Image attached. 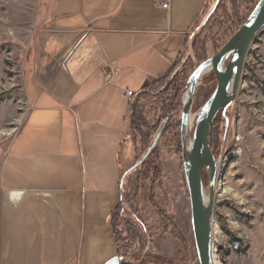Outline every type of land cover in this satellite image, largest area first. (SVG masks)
Listing matches in <instances>:
<instances>
[{
	"label": "crops",
	"instance_id": "obj_1",
	"mask_svg": "<svg viewBox=\"0 0 264 264\" xmlns=\"http://www.w3.org/2000/svg\"><path fill=\"white\" fill-rule=\"evenodd\" d=\"M41 1L38 83L0 161V264H106L137 157L126 92L168 76L212 0Z\"/></svg>",
	"mask_w": 264,
	"mask_h": 264
},
{
	"label": "rangeland",
	"instance_id": "obj_2",
	"mask_svg": "<svg viewBox=\"0 0 264 264\" xmlns=\"http://www.w3.org/2000/svg\"><path fill=\"white\" fill-rule=\"evenodd\" d=\"M217 2L212 0L204 19L189 36L183 56L188 65L180 80L185 77L188 81L201 64L192 49L194 44L204 60H208L254 8L253 2L247 0H236L232 7L230 1H224L221 10L209 20ZM41 3V0H0V161L28 112L30 96L38 83ZM239 22L242 23L236 28ZM177 85H180L178 96L172 99ZM175 87L165 93L159 87L155 96L146 94L138 100L136 97L132 105L145 123L142 129L147 137L142 139L130 125L129 138L137 153L134 165L151 146L163 121L167 120L165 129L169 126L156 145L155 164L130 172L139 177L136 190L125 181L130 173L123 181L124 199L133 203L148 242L145 253H141L142 245L137 241L128 240L121 246H128V258H140L141 264H198L179 134L181 98L187 83L182 85L178 81ZM215 87L212 72L198 81L191 106L194 119L190 138ZM209 146L216 161L214 264L215 260L218 264H264V29L251 47L234 101L216 116ZM202 183L207 196L209 179L205 170ZM119 229H125V224Z\"/></svg>",
	"mask_w": 264,
	"mask_h": 264
},
{
	"label": "water",
	"instance_id": "obj_3",
	"mask_svg": "<svg viewBox=\"0 0 264 264\" xmlns=\"http://www.w3.org/2000/svg\"><path fill=\"white\" fill-rule=\"evenodd\" d=\"M264 29V0H258L253 10L239 29L228 39L211 58L196 67L187 81L188 98L182 104L180 118V144L183 157V173L187 186L191 228L198 264H214L213 259V205L216 186V161L209 146V135L216 116L224 111L235 99L246 59L257 35ZM225 62H227L224 67ZM209 70L213 73L216 87L197 118L192 137H189V118L198 81ZM167 120L163 121L151 146L144 156L129 171L125 172L120 183L123 188L124 177L138 169L160 140ZM190 142V143H189ZM208 179V195L202 183V171ZM122 261L112 259L106 264Z\"/></svg>",
	"mask_w": 264,
	"mask_h": 264
},
{
	"label": "trees",
	"instance_id": "obj_4",
	"mask_svg": "<svg viewBox=\"0 0 264 264\" xmlns=\"http://www.w3.org/2000/svg\"><path fill=\"white\" fill-rule=\"evenodd\" d=\"M224 1H230L231 7L235 6V2L236 0H218L217 2V6L215 8L214 13L212 14V16H210L211 20L215 13H217L219 10H221V4ZM249 3H252V6L254 7L257 2V0H247ZM232 12H234L233 8H232ZM235 18L237 17V14L235 15ZM242 22H239L237 27L238 28L241 25ZM209 24V22H208ZM190 42V38L188 40V43L184 49V51L181 53L180 57L178 58V60L176 61L174 67L172 68L171 72L168 74V76L162 78L159 81H156L154 83H152L151 85H149L146 90L141 91L138 95L136 100H138L142 95H146V94H150L151 96H155V92L157 91V89H159V87L161 88V90L165 89V91H163V93L169 91V89L177 84V82L179 81L180 84H186L187 83V78L183 77V79L180 80V77L183 75V72L185 71L187 65H188V61H185V58L183 57L184 54L187 52V48H188V44ZM197 46V45H196ZM196 46L194 44L193 46V50L194 52H196V58L203 63L204 60V56L202 54V52L197 51ZM180 85H177L175 87V95L173 98H177L178 93H179V88ZM178 90V91H177ZM171 99V100H172ZM133 105V104H132ZM130 125H131V129L133 130L134 133L140 135V137L142 139H146V133L143 132V127L145 126V123H143V119L141 118L140 115H138L137 112H135L131 106V112H130ZM169 128V126L165 129L167 131V129ZM156 154V147L150 152V154L148 155L147 159L145 160V162L139 167V169L137 171H139L141 168H145L147 167L149 164L150 165H154L155 162V155ZM133 173H130L125 181L132 185L134 187V190H136L137 187V179L139 178L138 176L136 177V175L133 177L132 176ZM122 223L125 224V229H119V226L122 225ZM111 224H112V228L114 231V235H115V239L119 248V255H120V260L122 261L121 264H141L140 258L138 259H134V258H128L127 256V250L129 249L128 246L122 247L121 244H123L124 242H128V240L130 241H137L139 244L142 245V251L141 253H145L146 251V246H147V242H148V238H147V234L145 232V230H143L141 228V222L139 220V218L137 217L135 208L133 203L130 204L129 202L125 201L124 199V188H122L121 190V202L119 207L117 208L116 212L112 215L111 217ZM141 228V229H140ZM124 235H126V237H123Z\"/></svg>",
	"mask_w": 264,
	"mask_h": 264
},
{
	"label": "built area",
	"instance_id": "obj_5",
	"mask_svg": "<svg viewBox=\"0 0 264 264\" xmlns=\"http://www.w3.org/2000/svg\"><path fill=\"white\" fill-rule=\"evenodd\" d=\"M169 6V0H162L161 3V8L162 9H168ZM114 74V70H110L107 74H106V78H109L110 76H112ZM126 98L128 99V101H130V103H133L135 101V94L131 91L126 92Z\"/></svg>",
	"mask_w": 264,
	"mask_h": 264
},
{
	"label": "bare ground",
	"instance_id": "obj_6",
	"mask_svg": "<svg viewBox=\"0 0 264 264\" xmlns=\"http://www.w3.org/2000/svg\"><path fill=\"white\" fill-rule=\"evenodd\" d=\"M209 72V70H207L204 74H206V73H208ZM187 98H188V92L187 91H185L184 93H183V95H182V98H181V101H182V104H184L185 102H186V100H187ZM193 119H194V116H190V118H189V130H191V128H192V123H193ZM190 143V142H189ZM206 195V194H205ZM215 264H218L217 262H216V260H215Z\"/></svg>",
	"mask_w": 264,
	"mask_h": 264
}]
</instances>
